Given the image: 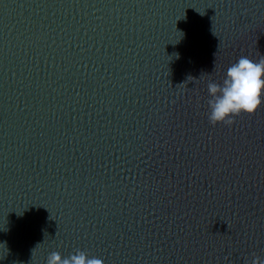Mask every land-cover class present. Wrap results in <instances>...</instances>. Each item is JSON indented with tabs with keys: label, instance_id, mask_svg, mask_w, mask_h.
I'll use <instances>...</instances> for the list:
<instances>
[{
	"label": "water",
	"instance_id": "obj_1",
	"mask_svg": "<svg viewBox=\"0 0 264 264\" xmlns=\"http://www.w3.org/2000/svg\"><path fill=\"white\" fill-rule=\"evenodd\" d=\"M264 56V0H0V264L264 258V103L209 80Z\"/></svg>",
	"mask_w": 264,
	"mask_h": 264
},
{
	"label": "clouds",
	"instance_id": "obj_2",
	"mask_svg": "<svg viewBox=\"0 0 264 264\" xmlns=\"http://www.w3.org/2000/svg\"><path fill=\"white\" fill-rule=\"evenodd\" d=\"M206 90L207 118L211 126H230L235 117L254 114L264 103V56L258 61L240 57L226 69L221 82L209 80ZM46 264H104V261L77 249L66 256L52 251ZM245 264H264V258L253 253Z\"/></svg>",
	"mask_w": 264,
	"mask_h": 264
}]
</instances>
